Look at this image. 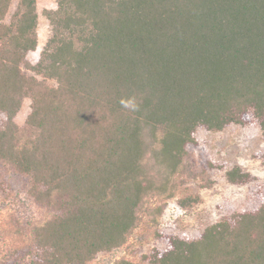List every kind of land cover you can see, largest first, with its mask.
I'll use <instances>...</instances> for the list:
<instances>
[{"label":"trees","instance_id":"trees-1","mask_svg":"<svg viewBox=\"0 0 264 264\" xmlns=\"http://www.w3.org/2000/svg\"><path fill=\"white\" fill-rule=\"evenodd\" d=\"M14 2L0 0V177L25 176L40 216L11 225L0 264H90L176 196L201 130L257 125L264 139V0H57L36 63L38 0ZM226 176L255 181L239 165ZM260 201L197 238L167 235L144 264H264Z\"/></svg>","mask_w":264,"mask_h":264},{"label":"rangeland","instance_id":"rangeland-1","mask_svg":"<svg viewBox=\"0 0 264 264\" xmlns=\"http://www.w3.org/2000/svg\"><path fill=\"white\" fill-rule=\"evenodd\" d=\"M15 0L11 12L16 8ZM57 0H38L40 14L39 46L29 55V61L36 63L52 26L46 17L47 9H56ZM32 74L30 70H26ZM54 84V81H49ZM31 98L24 100L17 117L20 125L26 122L31 110ZM201 146L189 148L193 175L187 176L183 186L171 199L159 198L154 205H160V212L144 214L139 226L128 242L110 252L100 253L90 264H116L122 259L143 262L144 255L155 248L167 247L166 236L172 233L197 238L206 227L218 222L233 212L255 209L264 195V163L256 153L264 150L262 131L257 125L244 127L231 125L222 131L201 130ZM239 165L255 177L247 185L231 183L226 171ZM198 196L199 202L183 207L181 200ZM40 212L28 195V179L9 171L0 177V258L14 245L11 225L18 221L36 218Z\"/></svg>","mask_w":264,"mask_h":264},{"label":"clouds","instance_id":"clouds-1","mask_svg":"<svg viewBox=\"0 0 264 264\" xmlns=\"http://www.w3.org/2000/svg\"><path fill=\"white\" fill-rule=\"evenodd\" d=\"M121 105L125 108H129L131 107L132 105H130L128 102L124 101V100H121Z\"/></svg>","mask_w":264,"mask_h":264}]
</instances>
